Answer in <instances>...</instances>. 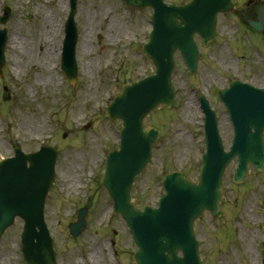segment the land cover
Instances as JSON below:
<instances>
[{
	"label": "rangeland",
	"instance_id": "obj_1",
	"mask_svg": "<svg viewBox=\"0 0 264 264\" xmlns=\"http://www.w3.org/2000/svg\"><path fill=\"white\" fill-rule=\"evenodd\" d=\"M233 1L238 14H218L215 37L206 47L196 37L200 53L195 74H189L175 54L172 106L144 119L145 126L159 128L160 137L132 186L131 196L139 207L156 205L167 171L182 170L197 179L204 149L200 94L216 111L223 146L228 148L232 125L215 91L234 78L264 86V35L249 31L241 17L264 0ZM3 5L11 11L2 25L8 40L0 76V159L12 155L16 143L24 151L41 144L58 149L44 206L56 264H134L128 228L112 214L111 200L99 185L105 153L117 146L121 127L103 110L122 83L154 71L141 50L151 29V9L133 8L122 0H76L78 77L71 85L59 66L68 0H0V13ZM15 37L29 55L12 45ZM13 58L22 61L15 64ZM235 164L234 158L224 172L220 216L205 212L194 222L203 264L263 262L264 170L256 172L249 164L244 181L236 184L231 178ZM82 206L88 208V223L77 237H70L67 224ZM21 228L17 218L3 232L0 264H26L20 251ZM95 251L98 261L93 262Z\"/></svg>",
	"mask_w": 264,
	"mask_h": 264
},
{
	"label": "water",
	"instance_id": "obj_2",
	"mask_svg": "<svg viewBox=\"0 0 264 264\" xmlns=\"http://www.w3.org/2000/svg\"><path fill=\"white\" fill-rule=\"evenodd\" d=\"M141 6L152 5L153 30L144 45L145 53L153 60L155 73L132 84H124L106 109L111 118H120L118 148L106 155L104 174L100 184L105 187L115 207L130 227L136 242L135 264H202L198 254L199 242L193 233V222L205 209L219 215L217 204L222 192L225 166L236 155L238 165L233 179H244L246 165L251 162L257 169L264 167V89L233 81L229 88L217 92L224 101L234 128L232 145L223 150L218 133L215 112L200 96L205 113V152L198 182L184 178L179 171L166 174L162 179L165 192L158 206L137 209L130 201L129 191L134 176L150 158L151 145L158 137L153 127H143V118L158 105L170 106L174 96L170 81L174 66L173 54L180 49L190 72L197 66L198 50L193 33L203 38L204 44L213 37L215 13L229 10V0H190L182 5H167L162 0H126ZM9 9L5 8L0 22H5ZM258 31L264 28V5L257 18L247 20ZM6 31L0 30V68L3 65V46ZM76 28L72 14L66 24L62 68L70 81L76 78L74 47ZM56 150L41 147L24 153L19 147L14 157L0 163V235L14 217L24 220L22 251L28 264H53L52 241L43 219V205L47 189L54 175ZM87 209L80 208L76 221L68 226L69 234L76 236L86 224ZM181 255H178V252Z\"/></svg>",
	"mask_w": 264,
	"mask_h": 264
},
{
	"label": "bare ground",
	"instance_id": "obj_3",
	"mask_svg": "<svg viewBox=\"0 0 264 264\" xmlns=\"http://www.w3.org/2000/svg\"><path fill=\"white\" fill-rule=\"evenodd\" d=\"M11 43H12V45L14 46V47H16V46H20L21 45V41H18L17 40V37H15V38H12L11 39ZM46 43V42H45ZM57 46V45H56ZM20 48H21V52L22 53H27L28 55H29V53L26 51V48L27 47H22V46H20ZM58 49V48H57ZM13 60H14V63L15 64H19L22 60L20 59V58H13ZM253 221H255V219H253ZM97 252L95 251V252H93V255H92V261L93 262H95L96 260H97ZM98 261V260H97ZM96 264H98L97 262H96Z\"/></svg>",
	"mask_w": 264,
	"mask_h": 264
}]
</instances>
